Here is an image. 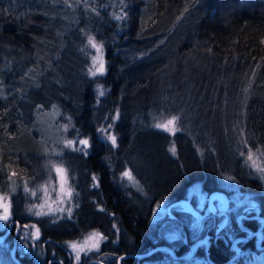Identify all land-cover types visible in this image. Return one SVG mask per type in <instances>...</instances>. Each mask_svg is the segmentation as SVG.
<instances>
[{"label": "trees", "instance_id": "obj_1", "mask_svg": "<svg viewBox=\"0 0 264 264\" xmlns=\"http://www.w3.org/2000/svg\"><path fill=\"white\" fill-rule=\"evenodd\" d=\"M90 37L104 51L97 77L87 73ZM223 105L243 107L240 139L264 148V0H0V191L10 193L15 217L24 189L53 159L51 148L40 155L25 147L26 136L39 138L33 127L41 113L57 111L63 141L89 145L78 163L61 162L75 188L69 218L36 221L48 264L69 260L63 243L91 229L104 236L98 254L114 257L111 241L126 238L133 251L164 239L147 227L156 203L178 201L185 186L218 167L201 154L207 147L183 113L194 111L215 132ZM165 117L178 118L172 136L156 128ZM107 126L115 146L101 139ZM59 151L62 158L73 149L62 143ZM125 172L138 191L124 185ZM233 253L215 262L192 255L188 263L168 253L146 264L222 263ZM20 262L0 244V264Z\"/></svg>", "mask_w": 264, "mask_h": 264}, {"label": "rangeland", "instance_id": "obj_2", "mask_svg": "<svg viewBox=\"0 0 264 264\" xmlns=\"http://www.w3.org/2000/svg\"><path fill=\"white\" fill-rule=\"evenodd\" d=\"M93 43L96 47H93ZM88 46L91 53L87 73L91 77L100 76L104 73L106 68L103 48L100 42L93 38L91 43L88 40ZM98 48L99 51H97ZM93 72L95 75H93ZM182 102L183 101H180V103ZM201 111L204 113L208 112V108H203ZM184 112L185 114L183 113V116L185 118V124L195 131L196 138L199 140L200 144L207 147V151H202L201 154L210 164L214 160L218 165L215 169L217 175L215 177L216 182L214 185L220 191L225 193L227 202L226 207H221L223 199L217 198L215 200L214 198L213 204L216 206V209L211 213L207 205L209 191L205 189V185L202 181L203 179H196L186 188L183 194V199L190 200L194 204L195 209L201 213V216L198 219H189L186 224L189 226L190 230L193 231V235H200V232L206 229L213 221L216 225L227 223V221H225L227 217L223 214L225 212L230 215V218L233 221H235V218L240 212H243L242 209L245 206L251 205L256 211L258 210V206L264 196V148L254 146L253 144L251 146L246 141L243 142L240 139L241 124H238L236 120L241 121L243 107L235 108L226 105L220 107L216 111V115H221V119H219V125L215 132H209L210 130L208 126H205V123L195 116L194 111L187 110ZM57 115L55 109L41 113L33 127L34 132L38 134L39 138L37 139V137L29 135L26 136V140L24 141L25 147L38 148L40 155L47 154L51 149L54 155H52L53 159L50 158V160H48L49 168H47V174H45L33 187L31 186L24 189L22 194L23 201L21 202L20 209L17 210V215L20 216L21 219L27 220L22 233L28 236L29 239V243L23 247L24 251L28 254L35 246L36 239H40V235L38 237L35 236L36 230L39 229L36 224L37 220L47 217L50 221L58 222L62 219L69 218L70 213L74 210V206L77 204L76 201H74L75 188L70 177H68L67 167L61 162L67 164L73 162L78 163L81 160L80 154L85 153L89 148V145L85 148L80 143L82 140H77L75 142L71 141V143H69V141H63L62 133L64 127L61 125L63 122L60 118L56 117ZM172 118L173 117H165L159 119L157 120L156 125H165L167 121ZM178 122L177 118L175 124L169 126V128H174L175 131H166L163 127L156 128L165 132L169 136H172L178 131ZM109 129L110 127L108 126L104 127V136L101 139L104 142H111L113 145L111 139L113 135L111 129ZM220 130L223 132V135L218 134ZM62 143H64L66 149H73V151L72 153H67L68 155L63 154L61 158L59 146ZM168 147L173 153L171 150L174 148L173 145ZM74 150L77 151L78 154H75ZM249 154H251V159L248 158ZM58 168L63 171L58 173ZM244 168L247 170L249 177L257 179L260 182L259 189H249L240 182L241 170ZM82 169L83 166L78 172V175H81ZM122 177L124 178V185L138 191L137 184L132 175L131 180L124 174ZM69 192L71 193L70 196L68 195ZM168 202V200L164 199L163 201L156 203L151 215L150 223L160 224L161 227H163L162 230L164 231L163 236L165 239L172 241V239L178 238L179 234L175 232V228L180 227L179 222L174 220L173 217H175L176 211L182 210L184 207H182L181 204L176 203L170 206V204L168 205ZM5 205L8 207V219H10L11 214L15 213V210H13L11 195L8 191H0V216L4 213ZM168 206H170V209H168ZM184 206L186 208V205ZM181 218L186 219V216L181 215ZM237 221L243 228L241 224L242 218H237L236 222ZM251 232L252 231L249 229L244 230L245 235H248ZM94 233L96 235H93ZM103 237L104 236L98 229H91L84 232L80 237L63 243L71 264H79L82 261L95 256H97L96 258L102 256L108 261V258L110 257L109 255L98 254ZM72 244L77 245L75 250L71 247ZM7 247L9 251L11 245H7ZM191 248L192 246L190 249ZM23 249L20 248V250ZM39 250L40 257L47 254L42 246ZM77 254L80 256L79 261L76 260ZM39 262H42V260Z\"/></svg>", "mask_w": 264, "mask_h": 264}, {"label": "flooded vegetation", "instance_id": "obj_3", "mask_svg": "<svg viewBox=\"0 0 264 264\" xmlns=\"http://www.w3.org/2000/svg\"><path fill=\"white\" fill-rule=\"evenodd\" d=\"M206 190L209 191L207 197V205L211 213H213V211H215L216 209V206L213 204L214 198L215 200L217 198L223 199L221 207L227 206L226 196L224 192L211 188H207ZM185 201H189L191 205H194L190 200L187 199H179L176 202L170 203V206L176 203L181 204V206L184 207L182 208V210L176 211L175 217L173 218H177L179 215H185L186 220L193 218L198 219L201 216V213L195 209V206H193L194 209H191L189 204ZM184 205H186V208ZM170 206H168V209H170ZM242 210L243 212H240L237 215L235 221H233L230 218V215L224 211L225 213L223 214H225L224 216L227 217V219L225 220L227 221V223L223 225H216L214 221L210 223V225L207 226L205 233L201 237L197 238V240H199L200 242L195 243V247L194 245H192V248L188 249V257L198 255L200 259L208 260L210 258L209 260L212 259V261L215 262L219 258H221L222 254H228L231 250H234V253L231 256L226 255V257H229L224 262L213 263L228 264L239 256L240 250L243 248L255 247L257 249H262V252L264 253V196L258 206L257 211L251 205L245 206ZM237 218H242L241 224L243 228L240 224H238V221L236 222ZM13 220H17L20 224L18 225L16 223H13ZM182 225L187 224L180 222V227ZM247 225H252V229L251 227H247ZM24 226L25 223L22 222L21 219L16 218L14 214H11V218L7 219V221L0 219V244L11 245V249L9 250L11 257L12 247L15 244V251L12 258H14L16 261H21V263L26 262L25 264H48L46 263L47 261H44V257H40V253L38 252L39 250L37 249L36 244L38 238L36 239L37 241H35V246L33 247V249H31V252L29 254L24 251L23 247H25L29 243L28 236L22 233ZM248 229H250L252 232L248 234V237L246 239H244V230ZM175 240L177 239H172V242H175ZM20 248L23 250H20ZM235 248H239V251L236 252ZM176 252H179V248L174 251V254H170V256L174 257V259H181V254ZM101 259L104 258L101 256ZM41 260L42 262H39ZM91 260H97L105 264L103 260H99L98 258H96V256L91 258ZM58 262L59 264H71L70 260H66L65 262H63L61 261V259H59Z\"/></svg>", "mask_w": 264, "mask_h": 264}, {"label": "bare ground", "instance_id": "obj_4", "mask_svg": "<svg viewBox=\"0 0 264 264\" xmlns=\"http://www.w3.org/2000/svg\"><path fill=\"white\" fill-rule=\"evenodd\" d=\"M24 117L28 118L26 115H24ZM220 133L223 135L222 131ZM258 142L259 141L257 139H255V141L253 142V145L261 147ZM213 162L216 164V161L213 160ZM234 162H235V160H234ZM216 175L217 174L214 171L212 173V176H208V177H206V178H204L202 180L203 184H205V188L206 189L207 188H211V189L219 190L214 185L215 182H216L215 181ZM240 176L242 178L241 183L243 185H245L247 188L253 189V190L254 189L257 190V189L260 188V185H259L260 182L257 179L249 177L248 174H247V170L245 168L241 170V175ZM188 186L189 185L185 186L183 190L185 191ZM183 198H181V199H183ZM193 206L194 205H191L192 209H194ZM174 220L179 222V226H180V222H183V223L186 224L187 221H188V220H186L184 218H181V217L174 218ZM145 223H148V221H146ZM147 227L151 228L152 230H155L156 232H160V230H161V233L164 235V231L162 230L163 227H161V225L158 224V223H156V224L155 223L154 224L153 223H149L147 225ZM154 227H156L157 229L154 228ZM205 231H206V229H204L202 232H200V235H197V234L193 235V231L190 230L188 225H182L179 228H175V232L179 233L178 234V238H176L177 240H175V242H172V241L167 240L165 238L164 239H161V238L157 239V237H156V238L153 239L154 243L151 244L152 247L144 248V249L139 250V248H137L135 246L136 245V243H135L134 247H133V249L135 248V250H133V251H128L127 249H125V248L130 247V242L127 241L126 238H124L122 240H118V242L117 241H111V244L113 245L115 251L119 252V253H117L118 255L114 257L112 251L108 250V251H106V254L110 256L108 258V261L110 263H111V259H113V257H114V260L112 262L113 264H120V263H122V264H146V263H149V261L151 259L158 260V261H161V259H163V258L166 259V257L169 256L168 253L170 251L174 252V251H176L177 248H179V251L181 252L182 262L188 263V260H190V257L187 256L188 249H190V247L192 245H194V247H195V243L200 242L199 240H197V238L201 237L205 233ZM154 247H158V249L155 250V251L149 252ZM263 254L264 253L262 252V249H257L255 247L243 248V249L240 250V254L237 257V260H239V261H242V260H244V261H246V260L252 261L253 259H257V258L263 259V256H264ZM120 256H122V257H120ZM119 258H121L120 259L121 261H119Z\"/></svg>", "mask_w": 264, "mask_h": 264}, {"label": "snow or ice", "instance_id": "obj_5", "mask_svg": "<svg viewBox=\"0 0 264 264\" xmlns=\"http://www.w3.org/2000/svg\"><path fill=\"white\" fill-rule=\"evenodd\" d=\"M117 18L119 19L120 17H117ZM89 42H90V43L92 42V38H91V37L89 38ZM93 47H96V45H95L94 43H93ZM97 51H99V48L97 49ZM101 68H102V65H101ZM90 71H91V70H90ZM93 75H95L94 72H93ZM100 95H103V92H101ZM176 119H177L176 117H173L172 119L168 120L167 123H166L165 125L157 124L156 127H158V128L163 127L166 131H175L174 128H169V126H170V125H174ZM111 139H112L113 146H115V143H116L115 137H112ZM69 143H71V141H69ZM80 143H81L85 148L88 147V141H87V140H82V141H80ZM171 150L173 151V153L175 152V149H174V148L171 149ZM248 158H249V159L252 158V157H251V154H249V157H248ZM62 171H63L62 169H59V168L57 169V172H58V173H60V172H62ZM124 175L127 176L130 180L132 179L130 173L125 172ZM68 195L70 196L71 193L69 192ZM69 211H70V209H69ZM38 215H39V214H38ZM0 219L5 220V221H7V219H8V207H7L6 205L4 206V213H3L2 216H0ZM93 235H96V234L94 233ZM35 236H36V237L39 236V229L36 230ZM71 247L75 250V249L77 248V245H76V244H72ZM76 260H77V261L80 260V256H79V254H77V256H76Z\"/></svg>", "mask_w": 264, "mask_h": 264}, {"label": "water", "instance_id": "obj_6", "mask_svg": "<svg viewBox=\"0 0 264 264\" xmlns=\"http://www.w3.org/2000/svg\"><path fill=\"white\" fill-rule=\"evenodd\" d=\"M188 204H189V206H190V208L192 209V207H191V205H190V202L189 201H186ZM13 223H16V224H20L17 220H13L12 221ZM247 237H244V239H246ZM158 249V247H154V248H152L149 252H152V251H155V250H157ZM14 251H15V244L13 245V247H12V251H11V255H12V257H13V254H14ZM172 253V252H171ZM173 254V253H172ZM120 257H122V256H120ZM125 257V256H124ZM121 258H119V261H121L120 260ZM21 263V262H20ZM93 263H98V264H103L102 262H100V261H97V260H89V261H85V262H83V263H81V264H93ZM21 264H23V263H21Z\"/></svg>", "mask_w": 264, "mask_h": 264}]
</instances>
